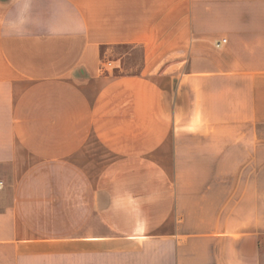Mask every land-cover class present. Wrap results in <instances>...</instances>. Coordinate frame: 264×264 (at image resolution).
<instances>
[{
  "label": "crops",
  "instance_id": "0c3cea01",
  "mask_svg": "<svg viewBox=\"0 0 264 264\" xmlns=\"http://www.w3.org/2000/svg\"><path fill=\"white\" fill-rule=\"evenodd\" d=\"M33 15L86 30L0 36V264H264V0Z\"/></svg>",
  "mask_w": 264,
  "mask_h": 264
},
{
  "label": "clouds",
  "instance_id": "9594fccd",
  "mask_svg": "<svg viewBox=\"0 0 264 264\" xmlns=\"http://www.w3.org/2000/svg\"><path fill=\"white\" fill-rule=\"evenodd\" d=\"M35 0H15V9L5 17H0V36L14 39H25L30 35L31 27H42L51 38H61L67 32L83 33L86 26L78 22L75 28L69 29L58 23L53 17L46 22L38 21L33 15Z\"/></svg>",
  "mask_w": 264,
  "mask_h": 264
},
{
  "label": "built area",
  "instance_id": "2783aa9c",
  "mask_svg": "<svg viewBox=\"0 0 264 264\" xmlns=\"http://www.w3.org/2000/svg\"><path fill=\"white\" fill-rule=\"evenodd\" d=\"M221 42H225V39H223ZM221 42H216V45L219 46ZM3 183L0 181V188L2 187Z\"/></svg>",
  "mask_w": 264,
  "mask_h": 264
}]
</instances>
